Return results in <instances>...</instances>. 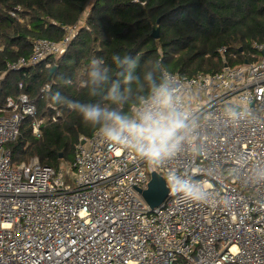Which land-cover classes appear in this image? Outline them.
I'll return each instance as SVG.
<instances>
[{
  "label": "built area",
  "instance_id": "built-area-1",
  "mask_svg": "<svg viewBox=\"0 0 264 264\" xmlns=\"http://www.w3.org/2000/svg\"><path fill=\"white\" fill-rule=\"evenodd\" d=\"M77 33L74 27L61 42L35 41L32 53L8 71L62 57ZM253 49L258 57L251 63L229 65L237 57L223 47L221 72L176 74L202 117V151L189 150L160 168L97 133L80 140L66 172L36 158L13 165L7 146L20 137L24 122L30 120L39 138L47 120L27 94L9 99L0 108V264H264V182L247 179L264 166V43ZM229 105L247 108L250 118L225 125ZM170 167L206 181L220 202H185L169 192L162 206L151 209L138 190L147 189L152 172L163 177ZM210 167L215 177L208 175Z\"/></svg>",
  "mask_w": 264,
  "mask_h": 264
},
{
  "label": "trees",
  "instance_id": "trees-1",
  "mask_svg": "<svg viewBox=\"0 0 264 264\" xmlns=\"http://www.w3.org/2000/svg\"><path fill=\"white\" fill-rule=\"evenodd\" d=\"M74 27L78 33L65 55L8 71L9 64L32 53L35 41L61 42ZM157 28L158 40L152 37ZM255 43H264V0H0V108L27 94L47 120L39 138L30 120L24 122L20 137L7 146L11 161L17 166L36 158L56 171L73 164L80 140L95 132L53 103L46 87L72 101L90 102L84 84L92 59L111 64L112 55L131 54L141 65L158 61L174 74L193 77L221 72L223 47L237 57L229 60L231 66L255 61ZM54 68L53 75L71 77L73 85L50 78Z\"/></svg>",
  "mask_w": 264,
  "mask_h": 264
},
{
  "label": "clouds",
  "instance_id": "clouds-1",
  "mask_svg": "<svg viewBox=\"0 0 264 264\" xmlns=\"http://www.w3.org/2000/svg\"><path fill=\"white\" fill-rule=\"evenodd\" d=\"M62 86L73 80L64 74L49 73ZM90 102L72 101L60 91L48 89L49 99L78 115L83 123L106 143L134 155L150 168L163 167L191 150L200 153L199 132L202 117L186 98L188 89L181 87L176 74L158 61L141 65L131 54H114L111 64L102 59L90 61L84 84ZM247 108L226 106L225 125H238L250 118ZM210 177L215 168L208 169ZM238 171H233L237 176ZM171 194L185 202L215 206L220 202L206 181L193 180L189 172L167 168L163 175ZM247 179L264 182V166H257ZM231 203L228 197L222 201Z\"/></svg>",
  "mask_w": 264,
  "mask_h": 264
},
{
  "label": "water",
  "instance_id": "water-1",
  "mask_svg": "<svg viewBox=\"0 0 264 264\" xmlns=\"http://www.w3.org/2000/svg\"><path fill=\"white\" fill-rule=\"evenodd\" d=\"M159 22L160 21H158V23ZM152 37L156 40L159 39V29L158 28L153 32ZM241 51L242 50H240V52ZM55 71H56V68L52 69L51 72L54 73ZM82 144H84V141L82 142ZM60 158H62V155H60ZM138 192H140L146 204L151 209H154L164 204V202L168 198L170 190L166 187L163 177H161L157 172H152L150 182L147 185V189L146 190L139 189Z\"/></svg>",
  "mask_w": 264,
  "mask_h": 264
},
{
  "label": "rangeland",
  "instance_id": "rangeland-1",
  "mask_svg": "<svg viewBox=\"0 0 264 264\" xmlns=\"http://www.w3.org/2000/svg\"><path fill=\"white\" fill-rule=\"evenodd\" d=\"M83 25H84V23H82V24H81V26H83ZM28 163H29V162H28ZM63 168H64V165L62 166V168H61V169H63ZM66 170H68V169L64 168V170H63V171H64V172H66Z\"/></svg>",
  "mask_w": 264,
  "mask_h": 264
}]
</instances>
